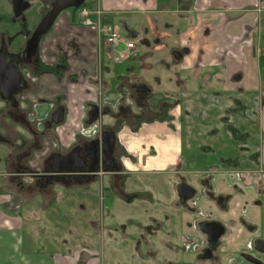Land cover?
Here are the masks:
<instances>
[{"label":"crops","instance_id":"obj_1","mask_svg":"<svg viewBox=\"0 0 264 264\" xmlns=\"http://www.w3.org/2000/svg\"><path fill=\"white\" fill-rule=\"evenodd\" d=\"M96 1L107 21L113 24L115 18L120 19L127 32L125 40L134 42V38L139 37L149 43L148 37H151L154 49H168L170 54L186 48L180 59L172 60L178 70L170 79L171 88L152 89L149 100L154 112L160 106H174L173 116L170 119L152 113L148 120L154 121L138 128L136 134L131 135L126 129L120 132L128 149L138 159L139 173L118 175V178L107 173L101 180L103 185L98 186L85 181L55 186L47 192L48 196L33 191L17 197L20 207L11 208L9 212H4L0 203V264H76V257L77 264L80 260L83 264H103L102 250L117 256L129 252L141 258L180 254L191 260L190 254L180 249L183 233L191 230L187 227L190 215L184 207L176 205V198L126 202L115 192L119 181L130 190L133 178L138 176L153 178V182L161 185L160 192L170 190L171 186H166L168 182L184 181L194 188L208 186L214 194L227 195L228 202L224 205L203 195L200 203L231 224L232 238L224 237L225 244L229 243L225 250L236 256V264H247L238 258V252L244 249L250 236L243 231V221L264 226V0ZM142 14L155 16L154 19L146 17L151 25L145 34L135 27ZM168 14L171 17H166ZM80 21L76 11H63L44 36L41 46L45 61L52 62V55L62 50L68 56L70 72L78 74L71 78L64 75L59 83L52 74L38 79L45 84L44 93L48 98L61 92L62 104L68 111V120L61 126L58 140L62 150L71 144H83L86 138L99 137L102 131L98 124L81 125L84 104L91 96L88 84L101 78L97 70L102 67V60L98 67L92 68L83 61L87 56L97 60L101 54L98 47L107 46L97 32L81 26ZM136 51L137 46L127 60L137 59ZM72 52H78V56H71ZM103 68L108 70L107 66ZM134 73L112 71L105 77L114 78L115 93L122 91L120 85H124V80H135ZM109 86L106 81V93ZM107 98L105 105L115 108L116 102ZM92 99L100 102L97 93ZM51 106L33 103L32 118L46 117ZM110 120L102 117L104 123H111ZM42 145L49 146L46 141ZM33 150L30 164L37 168L42 153L36 148ZM236 171L241 173V179H236ZM246 184L251 187L246 188ZM104 189L108 190V195L106 200L101 197L102 205L96 212L90 193L96 191L103 196ZM46 212L53 213L51 222L57 229L52 251L30 248L24 237V224L28 225L32 238L38 232H47V226H43L47 223L44 222ZM126 223L130 224L129 231L134 235L130 243L120 240L128 235L123 226ZM66 230L68 233L64 236ZM94 253L98 259L91 258Z\"/></svg>","mask_w":264,"mask_h":264},{"label":"flooded vegetation","instance_id":"obj_2","mask_svg":"<svg viewBox=\"0 0 264 264\" xmlns=\"http://www.w3.org/2000/svg\"><path fill=\"white\" fill-rule=\"evenodd\" d=\"M54 1L0 0V193L7 196L0 203L5 209L4 212L20 207L16 198L30 195L33 191H41L48 196L47 192L55 186L64 187L81 181L102 184L101 180L107 173L114 174L117 178L118 175L132 176L139 173L138 159L128 149L120 132L126 129L131 135L136 134L138 128L154 121L148 120L152 113L170 119L171 115L173 116L174 106L171 105L160 106L155 112L151 109L149 100L153 95L152 87L143 75H136L138 72L134 73L135 80L126 82L130 102L123 99L115 108L93 101L92 98L97 93V81L91 82L88 84V93L91 96L84 104L85 114L81 125L83 127L98 124L102 127L101 134L92 139L86 138L88 140L83 144H71L66 150H62L58 140L61 137V126L68 120V111L62 104L61 92L55 93L53 98H48L44 93V90H47L45 84L38 80L45 74H52L58 83L64 75L69 78L78 76L77 72H70L72 68L68 63V56L64 55L62 50L52 55L53 61L50 63L41 56L42 40L55 21L53 20L47 32L38 37L36 30L41 20L52 9ZM33 7H36L37 14L31 11ZM34 14L37 17L32 20L31 16ZM185 50L184 47L174 50L171 54L172 60H178L174 56L175 52H181L182 55ZM77 54L78 52H72L71 56L77 57ZM91 62L92 67H96L95 59L87 56L83 61L89 68ZM82 71L86 72L84 68ZM33 103L36 106L52 105L49 114L44 118H32ZM95 107L99 108V117L89 122ZM103 116L110 118L111 123L102 122ZM59 117H62V120L56 122ZM43 141L49 144L47 148L42 145ZM34 148L38 149V153H42L37 168L30 164L35 153ZM234 175L236 179L242 178L239 171L234 172ZM122 183L119 181L115 185V192L124 201L133 202L138 196L136 191L139 190H127ZM202 187H192L193 196L184 202L179 197V206L189 212L187 227L191 229L183 233L180 249L186 254H191L193 262L199 261L195 262L197 264H230V261L236 264V256L223 249L224 237L232 234L229 229L231 224L213 216L211 210L200 203V197L203 195L208 199L213 197L218 204L224 205L228 202V196L214 194L215 191L211 187ZM245 187L251 186L246 184ZM110 193L112 192L109 191ZM111 195L113 196V193ZM204 224V228L212 237L219 228L222 227L224 231L212 242L201 229ZM243 229L250 236L244 249L238 252V258L247 264H264V252L260 250L264 248V226L243 221ZM256 240H261V243L256 245ZM91 258L98 259L96 253ZM77 263L79 260L76 257ZM80 264H83L81 260Z\"/></svg>","mask_w":264,"mask_h":264},{"label":"rangeland","instance_id":"obj_3","mask_svg":"<svg viewBox=\"0 0 264 264\" xmlns=\"http://www.w3.org/2000/svg\"><path fill=\"white\" fill-rule=\"evenodd\" d=\"M86 1L97 3L96 0L94 1L86 0ZM67 10L68 12H73L72 8L67 9ZM31 11L37 14L36 7H33ZM139 16L141 17V19L139 20V22H137V24H135V27L141 29L139 30L140 33L145 34L147 31L146 29H148V26L151 25V23L147 21L146 17L154 19L155 16L153 14H148V15L142 14ZM36 17L37 15L34 14L31 16V19L32 20L36 19ZM79 17L81 18L80 15ZM166 17H171V15L168 14ZM127 20H129V18ZM113 25H115V27L118 29V31L123 36V38L127 37L126 29L124 28L119 18L114 19ZM81 26H84V25H81ZM148 33L150 35L151 31L148 30ZM148 40H149V43H144L141 41L139 37L134 38V42L137 46L136 54L138 58L134 60H130V61H124L123 64L115 62L111 58H109V56L107 55L109 53L108 47L102 46V44H101L102 47L101 46L98 47V49H100L101 51V54H100V58L98 57V59L96 60V66L98 67V62L102 60V63H101L102 67L98 68L97 70L98 73L99 72L101 73V78L99 79L97 78L98 80L97 81V84H98L97 96H98V99L100 100V102H98L97 104L99 105L107 104L105 102V99L108 102V98H107L108 96L111 97V99H113L110 102H116L114 106H117L119 103H122L123 99L126 102H130V99L127 96V92H128V87L126 86L127 80L123 81L124 85L123 84L120 85V87H122L123 92L117 91L114 93L113 91L114 83L112 81L114 78L105 77L106 75L110 74L112 71L122 70L124 72H127L128 70H130V71L138 72L140 75H143L148 80L147 83H149L152 89L154 88L163 89V91H166L171 88L170 79L175 75L174 71L178 70V65H176V63L172 61V56L169 53L168 49H165L164 51L159 50V49H154L155 44H154L153 39H151V37H148ZM92 65L93 63L91 62L89 66L92 68ZM103 65L107 66L109 70H104ZM106 81L110 83L108 93L105 92L106 91ZM119 95H123V96L120 97ZM164 179L168 181V178L164 177ZM133 180L134 181L129 188L132 190H139V191H136L138 196L135 197L134 200L137 201V200L144 199V198L156 200L157 198H161V197L168 198V199L176 198L177 200L176 205L180 204V201H179L180 199L177 193V185L180 184L181 182H177V183L173 182L174 184L172 182H168L166 186L167 188L171 186L170 190L160 192L161 185H159L156 182H153L154 181L153 178L142 179L140 178V176H138L136 178H133ZM169 183H171V185ZM103 192H104L103 199L106 200V194L108 190L105 189ZM90 194L92 197L91 202L93 205V210L98 212L99 205H102V198H101L102 196L100 195L99 192H96V191L95 192L93 191ZM114 196L115 194L113 193V197ZM2 198L3 199L6 198V195L4 194L0 195V199ZM25 204H30V203H25ZM34 204L36 203L34 202ZM22 211H21L22 213H25V210H22ZM44 216H45L44 222H47V223H45L43 226H47V232L45 234L42 232H38L36 236L32 238L29 235L28 225L24 224L23 227H24L25 242L28 243V246L30 248H35V249L43 248L48 251H52L55 247V241H57L56 236H55L56 234L55 231H57L56 225H52V222H51V219L54 218V215L52 212H46ZM213 216H215V214H213ZM59 226L61 227L62 223H60ZM123 226H125L128 235L125 238H120V240H124L125 242L130 243L134 237V235H132V233H130L129 231L130 224L126 223ZM243 231L245 232V235H249V233H247L244 229ZM67 233H68L67 230L64 231V236H67ZM60 235H62V231L60 232ZM231 238H232L231 235H226L225 237L226 240H229ZM97 239L100 241L99 236L97 237ZM225 243L226 241H224L223 243V249H226V246H229L228 245L229 243L227 244ZM103 252L104 251L102 250L103 264H197L195 262H199V261L193 262L192 260L193 258L190 260L189 257H185L180 254L178 255H147L144 258H141L138 255L132 256L131 254H129V252L121 256L113 255L109 253L108 251H105V253ZM233 263L234 261H230V264H233Z\"/></svg>","mask_w":264,"mask_h":264},{"label":"built area","instance_id":"obj_4","mask_svg":"<svg viewBox=\"0 0 264 264\" xmlns=\"http://www.w3.org/2000/svg\"><path fill=\"white\" fill-rule=\"evenodd\" d=\"M90 3L91 5H81L77 9V13L81 16V25L97 32L99 38L109 48V57L113 61L118 63L124 61L131 55V50L135 49L136 44L125 40L115 25L105 19L104 10L99 4ZM236 177H240L238 173Z\"/></svg>","mask_w":264,"mask_h":264},{"label":"water","instance_id":"obj_5","mask_svg":"<svg viewBox=\"0 0 264 264\" xmlns=\"http://www.w3.org/2000/svg\"><path fill=\"white\" fill-rule=\"evenodd\" d=\"M84 1L85 0H55L53 7L50 10V12L48 13V15L45 16L41 20L40 24L38 25L37 30H36V37H38L42 33L47 32V30L52 25L54 18H56L60 12L65 11L69 8H79L83 4ZM174 56L176 59H180L181 52H175ZM90 117L91 118L89 119V122H91V121L95 120L97 117H99V108L98 107H95L92 114H90ZM61 120H62V117H59L58 119H56V122L61 121ZM177 192H178L179 197L181 198V201L184 202L186 199L193 196L194 189L189 184H187L186 182H181L180 184L177 185ZM204 226H205V224L201 226V229L205 233H207L210 241H212V240L214 241L224 231V229L221 227L217 230V232H215V235H214L215 237L214 236L212 237L211 234L209 232H207V230L204 228ZM255 243H256V245H258L261 243V240H256ZM260 250L264 252V248H260ZM245 257H247V255H245ZM251 260H253L254 262L260 263V261H257L255 259H251Z\"/></svg>","mask_w":264,"mask_h":264},{"label":"trees","instance_id":"obj_6","mask_svg":"<svg viewBox=\"0 0 264 264\" xmlns=\"http://www.w3.org/2000/svg\"><path fill=\"white\" fill-rule=\"evenodd\" d=\"M82 5H91V3H90L89 1H86V0H85V1L83 2ZM72 9H73V12H75V11L77 12V9H78V8H72ZM56 18H57V17H56ZM56 18H54V21H55ZM72 22H73V20H72Z\"/></svg>","mask_w":264,"mask_h":264},{"label":"bare ground","instance_id":"obj_7","mask_svg":"<svg viewBox=\"0 0 264 264\" xmlns=\"http://www.w3.org/2000/svg\"><path fill=\"white\" fill-rule=\"evenodd\" d=\"M5 80V79H4ZM5 89V88H4Z\"/></svg>","mask_w":264,"mask_h":264}]
</instances>
